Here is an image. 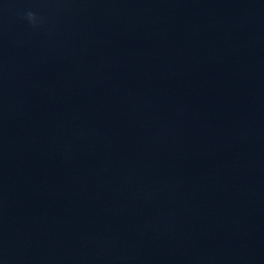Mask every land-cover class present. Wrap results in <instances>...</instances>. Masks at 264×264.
<instances>
[{"label":"water","instance_id":"95a60500","mask_svg":"<svg viewBox=\"0 0 264 264\" xmlns=\"http://www.w3.org/2000/svg\"><path fill=\"white\" fill-rule=\"evenodd\" d=\"M3 1L132 146L264 240V0Z\"/></svg>","mask_w":264,"mask_h":264},{"label":"clouds","instance_id":"9594fccd","mask_svg":"<svg viewBox=\"0 0 264 264\" xmlns=\"http://www.w3.org/2000/svg\"><path fill=\"white\" fill-rule=\"evenodd\" d=\"M25 19H27V21L33 25H35L36 21H37V17L36 15L31 12V11H28L26 14H25Z\"/></svg>","mask_w":264,"mask_h":264}]
</instances>
